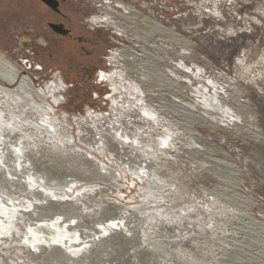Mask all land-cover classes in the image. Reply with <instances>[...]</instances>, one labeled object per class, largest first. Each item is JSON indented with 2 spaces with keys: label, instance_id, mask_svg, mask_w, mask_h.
<instances>
[{
  "label": "rangeland",
  "instance_id": "1",
  "mask_svg": "<svg viewBox=\"0 0 264 264\" xmlns=\"http://www.w3.org/2000/svg\"><path fill=\"white\" fill-rule=\"evenodd\" d=\"M83 1L90 9L85 19L93 20L101 8L110 6L121 11L113 19L122 29L138 33L139 47L144 48L134 65L141 67L142 91L129 99L140 97L155 114V121L143 122V112L129 108L126 98H119L118 107L113 108L75 104L76 94L68 87L70 77L64 74L66 59L60 58L63 53L36 46L26 50L13 38L20 26L33 24L28 19L39 9L35 0H0V51L39 87L58 76L64 81L65 90L60 92L64 100L54 105L55 113L68 116L66 124L77 147L118 169L79 139L74 119L87 117L89 112L103 114L97 130L84 129L90 133L88 141L85 136L83 140L93 143L103 133L102 138L113 141L109 147L114 154V141L121 140L126 152L120 153L130 155L134 164L146 170L139 177L127 170L118 188L109 185L95 163L65 142L64 125L55 127L58 134L44 127L42 157L30 159L37 169L50 171L56 178L69 176L72 182L53 187L49 181L52 191L47 192L41 188L47 186L38 185L41 180L24 186L16 178L10 190L1 189L15 203L0 209L8 216L0 239L10 240L0 249V264H264V0H78L79 5ZM118 2L133 7L137 15L126 16ZM145 18L173 28L182 39L160 37ZM44 27L40 32L45 37ZM118 37L124 45L112 49L135 45L121 33ZM50 53L55 56L51 58ZM114 65L110 70H121L125 78L126 69ZM130 71L135 75L134 69ZM122 106L126 111L117 125L114 116L123 111ZM120 132L129 140L121 139ZM130 146L135 153H130ZM100 187L107 190L101 192ZM110 199L136 211L119 212L114 203H107ZM61 211L64 221L73 217L70 223L78 226V231L64 229L68 240L47 241L46 237V242L34 245L27 240L30 226H50L46 220L52 217L45 213L52 216ZM3 215L0 212V220ZM12 232L19 237L15 241Z\"/></svg>",
  "mask_w": 264,
  "mask_h": 264
},
{
  "label": "bare ground",
  "instance_id": "2",
  "mask_svg": "<svg viewBox=\"0 0 264 264\" xmlns=\"http://www.w3.org/2000/svg\"><path fill=\"white\" fill-rule=\"evenodd\" d=\"M95 2H100L99 0H94ZM103 1H108V0H103ZM119 6V5H118ZM123 6V5H122ZM120 7V6H119ZM124 8V7H123ZM121 11L119 10H115L111 7H107V8H102L101 10V14L100 15H95L93 17V21L96 23H101L105 26H109L112 28L116 29V32L121 33L122 35H124L128 40L135 42L134 46H126L125 48H123L122 50H116L115 52H112V55L109 57L110 61L115 64L118 65L122 68L126 69L127 72V76L124 78L123 74L121 72V70H119L120 72V79L117 82V86L115 87V90L117 92H121L120 98L122 97L123 99L126 98L128 101L127 105L129 108L131 107H136L138 110L143 112V115H141V119H143V122H148L151 120L155 121V114H153L152 110L150 108H146L145 105H143V102L141 101V98H133L132 100L129 99V97H133L134 94L140 95L142 91V87L139 84V78L141 76L140 74V69L141 67H139L138 65L135 67V63L138 62L137 59L142 58L139 57L141 56L139 53V50L142 48L139 47V35L137 32H131L132 30H125V28L122 29V27L117 24L114 19H113V14L114 13H118L119 15ZM124 12L126 16H133V15H137V13L134 11L133 7H131L130 9L128 8H124ZM146 20V24L149 25V27L151 28V30L156 31L160 37L162 38H171V39H177L180 40L182 39L181 34H179L177 31H175L173 28H169L167 26H165L163 23H151L149 20L150 18H145ZM92 22V20L90 21ZM92 24L97 28V27H101V26H97L95 25L93 22ZM103 29V28H102ZM144 48V47H143ZM142 48V49H143ZM144 56V55H143ZM150 58V57H149ZM148 59V58H147ZM109 61V62H110ZM110 62V63H111ZM150 62V61H149ZM158 62V61H157ZM111 63V64H112ZM112 64V65H113ZM139 64V63H138ZM183 64V63H182ZM144 65V64H143ZM155 68V67H153ZM184 68V67H183ZM135 71V75H133L131 73L130 70ZM139 69V70H138ZM188 69V68H187ZM129 72H128V71ZM161 70V69H160ZM144 71V70H142ZM152 71V70H151ZM157 74V71L154 70ZM145 72V71H144ZM152 73V72H151ZM161 73V72H159ZM154 74V73H152ZM162 74V73H161ZM146 75V74H145ZM165 75V74H164ZM162 78V77H161ZM164 78V77H163ZM167 78V77H166ZM165 79V78H164ZM168 79V78H167ZM172 80V79H171ZM168 81V80H167ZM173 84V83H172ZM39 83H37V81H34L33 78H31L28 75H23L22 74V70L16 66L14 63H12L8 57L0 51V140H2L3 142L0 143V161H3L2 164H0V200L1 199H7L10 204H14L15 201L13 200V198L7 196L1 189H4L5 191L8 189L10 190L8 187L9 185H15L16 183V178H19V182L24 183V186L30 185L32 184V186L36 185L33 182L39 181L38 185L41 183L42 185L44 184V186L47 187H41L44 191L47 190V192L52 191V189L48 188L51 184L48 183L49 181L52 183L53 187H60V183L62 182L63 184H67L68 182H70V179H68L67 177L69 176H64V177H60V178H56L54 176H50L49 173H52L49 171H46L42 168L37 169L35 167V162H33V160L30 159V156L32 157H42V138H41V134L40 132H42L41 130L45 127L46 131H56L58 130V128L55 127H61V126H65V130L63 131L64 133V137L63 139H65V142L69 143V145L71 147H73L78 153H81L86 159H88L89 161H91V163H95L94 166L96 165L97 168L99 169L100 172L105 174V177L108 178L106 179V181L109 182V185H114L115 187H119V183L118 181L120 179H122V173H126L130 172V174L132 175H136V176H140L142 175V172H144L143 170V166L139 167V165H136L133 163V161L129 158V156L125 157L123 156L120 152H124V148L123 145L121 143V140L115 142L114 144H116L117 146V154L111 150L110 146V142L113 143V141L107 137L102 138V134L103 133H98L100 138H96L94 140L93 143H89L87 142L88 139L86 138L87 133L89 132L88 129L93 128V130H97L98 129V125L100 124V122L103 120L102 118L96 116V115H90L91 121L88 120V117H77L75 118V123L78 126V128L80 129L79 131V135H80V140L82 142H84L89 149H91V152H98L101 154V156L103 158H106V161H108L109 163L114 164L115 166L118 167V169H114L112 168L110 165H108L107 163H105V161L100 160L97 156H95L94 154L82 150L79 147H77L76 145V141H75V137L72 136L70 130L71 127L70 125L66 124L68 116L66 114H64L63 116H58L55 112L56 109L54 107V105H59L60 103H62V101L64 100V97L62 94H60L61 91L65 90V86H63V84L59 81V79H54L51 81H48L45 86L43 87H39L38 86ZM215 87V86H214ZM201 96V95H200ZM143 100V99H142ZM117 104V103H116ZM141 104L143 106H141ZM214 106V105H213ZM118 107V105H117ZM123 107V106H122ZM217 110V109H216ZM125 108L123 107V111L120 112V114L122 115H115L114 118L116 119V121L114 123H120L121 122V117L124 116V112H125ZM219 111V110H218ZM32 117L33 120H27V117L29 116ZM56 115V116H54ZM126 115V114H125ZM206 117V116H205ZM227 117V116H226ZM146 118V119H145ZM157 119V118H156ZM145 120V121H144ZM172 121V120H171ZM104 122V121H103ZM158 122V121H157ZM105 123V122H104ZM110 124V125H114ZM149 123V122H148ZM108 124V123H107ZM105 124V126L107 125ZM146 124V123H145ZM152 124V123H151ZM156 124V123H154ZM102 125V124H101ZM118 125V124H117ZM193 125V124H192ZM24 126H27L28 128L26 129V127L24 128ZM121 126V124L119 125V127ZM31 127V128H30ZM86 127H88V132L86 133V131L84 130ZM118 127V128H119ZM33 128V129H32ZM100 128V127H99ZM103 128V127H102ZM106 128V127H105ZM116 128V127H115ZM114 128V129H115ZM141 128V127H140ZM35 129V130H34ZM62 129V128H61ZM110 129V128H109ZM44 130V131H45ZM104 130V129H103ZM85 131V132H84ZM102 130H100L101 132ZM107 131V130H106ZM114 131V130H113ZM116 131V130H115ZM114 131V132H115ZM118 131V130H117ZM57 132V131H56ZM99 132V130H98ZM112 132V131H111ZM169 132V131H168ZM195 132V131H194ZM45 133V132H44ZM47 133V132H46ZM60 134H62L61 132H59ZM90 133V132H89ZM88 133V134H89ZM92 133V132H91ZM124 133V131H123ZM123 133H117L119 137L124 138L123 140L127 141L129 140V137H122ZM167 133V132H166ZM171 133V132H170ZM53 134V133H52ZM56 134V133H55ZM58 134V132H57ZM93 134V133H92ZM91 134V136H92ZM107 134V133H106ZM116 134V133H115ZM94 135V134H93ZM129 135V134H127ZM43 136V135H42ZM63 135H60V140L62 142V137ZM85 136L83 140V137ZM104 136V135H103ZM106 136V135H105ZM166 136V135H165ZM90 137V136H88ZM97 137V136H96ZM109 137V136H108ZM168 137V136H166ZM170 137V135H169ZM168 137V138H169ZM54 138V137H53ZM92 138V137H91ZM102 138V139H101ZM166 138V139H168ZM94 139V137H93ZM51 140V138H50ZM115 140V139H114ZM170 140V139H168ZM52 141V140H51ZM57 141V140H56ZM79 141V140H78ZM90 141V140H89ZM133 141V140H132ZM136 143H138L137 140H135ZM163 141V139H162ZM44 142V141H43ZM80 142V141H79ZM91 142V141H90ZM123 142V141H122ZM164 142V141H163ZM125 143V142H124ZM169 143V142H168ZM65 143H62V145ZM82 144V143H81ZM61 145V146H62ZM58 146V144H57ZM64 146V145H63ZM66 146V145H65ZM69 146V147H70ZM125 146V145H124ZM166 146V145H165ZM19 147L20 148V152L17 153L15 151V149ZM45 147V146H44ZM56 147V146H55ZM138 147V146H137ZM46 148V147H45ZM49 148V147H47ZM130 149V153H135L136 149L135 147H128ZM127 148V149H128ZM44 149V148H43ZM53 149V148H51ZM140 149V148H139ZM54 151V150H53ZM73 151V152H74ZM106 151H108L109 156L107 157V153ZM128 151V150H127ZM164 151V150H163ZM210 151V150H209ZM52 152V151H49ZM45 153V152H44ZM44 155V154H43ZM34 157V158H35ZM117 158V162H114L111 158ZM45 158V156H44ZM42 160V158H40ZM142 159V157H141ZM115 160V159H114ZM37 161V160H36ZM46 161V160H45ZM136 161V160H135ZM90 163V164H91ZM141 163V162H140ZM122 164V165H121ZM143 164V163H141ZM232 164V163H230ZM48 165V164H47ZM37 166V165H36ZM231 166V165H230ZM42 167V166H41ZM44 167V165H43ZM39 168V167H38ZM91 167H89L88 169H90ZM86 169V168H85ZM44 170V171H43ZM88 171V170H87ZM90 171V170H89ZM69 172V171H68ZM67 172V173H68ZM93 173V171H91ZM87 173V172H86ZM85 173V174H86ZM89 173V172H88ZM218 173V172H217ZM49 176H48V175ZM91 174V173H90ZM89 174V175H90ZM148 174V173H147ZM6 175H8L9 177H7ZM144 175V174H143ZM142 175V176H143ZM146 175V174H145ZM74 176V175H73ZM109 176V177H108ZM135 176V177H136ZM72 177V176H71ZM100 177H102L100 175ZM14 178V180H13ZM72 178H76V177H72ZM104 178V177H103ZM142 178V177H141ZM144 178V177H143ZM136 179V178H135ZM145 179V178H144ZM143 179V180H144ZM150 179V178H149ZM148 179V180H149ZM74 180V179H73ZM77 180V179H76ZM53 181V182H52ZM56 181V182H55ZM58 181V182H57ZM72 182V180H71ZM70 182V183H71ZM18 183V182H17ZM37 183V182H36ZM75 183V182H74ZM77 183V182H76ZM107 184V183H106ZM22 185V184H21ZM62 185V184H61ZM70 185V184H69ZM108 185V184H107ZM151 185V184H150ZM19 186V185H18ZM64 186V185H63ZM67 186V185H66ZM16 187V186H15ZM12 187L13 189L17 190V192L20 190L19 188H15ZM20 187V186H19ZM72 187V186H71ZM123 187V186H122ZM11 188V187H10ZM23 189L26 188L28 190L27 187H22ZM35 188V187H34ZM38 188V187H37ZM98 189V186L96 187ZM95 188V189H96ZM19 189V190H18ZM30 189V188H29ZM41 189V190H42ZM12 190V189H11ZM14 190V191H15ZM50 190V191H49ZM99 190L101 192H103L104 190H107L106 187H100ZM28 192V191H27ZM106 192V191H105ZM10 193V192H9ZM19 193V192H18ZM41 193V192H40ZM45 193V192H44ZM14 194V193H13ZM52 194V193H51ZM55 194V193H54ZM33 195V194H32ZM44 195V194H43ZM46 195V193H45ZM50 195V194H49ZM48 195V196H49ZM60 195V194H59ZM51 196V195H50ZM5 197V198H3ZM61 197V196H60ZM33 197H31L32 199ZM35 198V197H34ZM55 198V197H54ZM58 198V197H57ZM17 199V198H16ZM26 199V198H24ZM36 199V198H35ZM51 199V197H50ZM106 199V198H105ZM108 199V198H107ZM27 200V199H26ZM25 200V201H26ZM44 200V199H43ZM54 200V199H52ZM103 200V199H102ZM30 201V200H29ZM28 201V202H29ZM35 201V200H34ZM22 202H24L22 200ZM68 202V201H67ZM66 202V203H67ZM114 203L115 207L118 208L119 212L120 211H126V212H133L136 211L135 207H133L132 209L130 208V206H127L125 204H122L121 202H119L118 200H108L107 203ZM33 203V202H31ZM35 203V202H34ZM98 203V202H97ZM101 203V202H99ZM98 203V204H99ZM25 204V203H24ZM37 204V203H36ZM65 204V203H64ZM70 204V203H69ZM72 204V202H71ZM4 206V205H3ZM0 207V209L3 208ZM11 206V205H10ZM29 206V204H28ZM98 206V205H97ZM101 206V205H100ZM104 206V205H103ZM33 208V207H32ZM79 208V207H78ZM100 208V207H99ZM102 208V207H101ZM16 209V208H15ZM18 209V208H17ZM34 209V208H33ZM80 209V208H79ZM27 210V209H26ZM53 210V209H52ZM78 210V209H77ZM76 210V211H77ZM103 210V209H102ZM138 210V209H137ZM99 211V210H98ZM0 212H2L3 218L0 220L2 221V223H0V234L3 233V225L4 222L7 220V217L2 210H0ZM40 212V211H39ZM95 212V211H94ZM112 212V211H111ZM139 212V211H137ZM37 213V212H36ZM45 213V212H44ZM56 213V212H55ZM66 213V212H65ZM134 213V212H133ZM13 214V213H12ZM29 214V213H28ZM78 214V213H77ZM101 214V213H100ZM104 214V213H103ZM108 214V213H107ZM116 214V211H115ZM118 214V212H117ZM130 214V213H129ZM27 215V214H26ZM39 215V214H38ZM41 215V214H40ZM112 215V214H111ZM42 216V217H41ZM40 218L38 217V219H40V221H42L43 219H45V217H52L51 219H48V221L46 220V222L51 223L50 226L48 227H43L44 223L38 224L36 226H30L31 229V233H29V236L27 237V240L29 242L33 243H38L39 242H46V237H49L47 241L49 240H53V239H57V240H68L69 237H66V231L67 228L69 230L72 231H78L76 228L78 226H74L75 224L70 223L71 219L73 217H71L70 219H66L64 221V218H66V215L64 214V212H58L54 215H48L45 213V217H43V215H41ZM67 216H70L67 215ZM76 216V215H75ZM110 216V215H109ZM114 216V214H113ZM124 216L126 217V215L124 214ZM135 216V215H134ZM138 216V215H137ZM33 217V216H32ZM99 217V216H98ZM103 217V216H102ZM43 218V219H41ZM79 218V216H78ZM82 218V217H81ZM117 218V217H116ZM132 218V217H131ZM13 219V218H12ZM36 219V217H35ZM126 219V218H125ZM139 219V218H138ZM5 220V221H4ZM77 220V219H76ZM121 220V219H120ZM44 221V220H43ZM42 221V222H43ZM61 221V222H60ZM27 222V221H26ZM79 222V221H78ZM38 223V222H37ZM46 224V223H45ZM92 224V223H91ZM96 224V223H95ZM89 225V224H88ZM112 225H116L115 223H112ZM126 225V224H125ZM80 226V225H79ZM117 226V225H116ZM134 226V225H133ZM76 227V228H75ZM125 227V226H124ZM87 228V227H86ZM65 229V230H64ZM84 229V228H83ZM135 229V228H134ZM133 229V231H134ZM105 230V229H104ZM129 230V229H127ZM132 230V229H131ZM16 231V230H15ZM103 231V230H102ZM71 232V231H70ZM84 232V231H83ZM82 233V232H81ZM99 233V231H98ZM103 233V232H102ZM66 235V236H65ZM72 235V234H71ZM9 236V235H8ZM91 236V235H90ZM13 238L12 241H15V237H18L15 235L14 237V233L12 232V236ZM10 237V238H11ZM26 237V236H25ZM24 237V238H25ZM79 237V236H78ZM87 237V236H86ZM19 238V237H18ZM23 238V236H22ZM21 238V239H22ZM7 239V237H6ZM5 239V240H6ZM71 239V238H70ZM90 239V238H89ZM97 239V238H96ZM3 240V238H2ZM0 239V249L3 250V245L6 243H9L10 240H6L5 242L2 241ZM93 240V239H92ZM18 241V240H17ZM58 241V242H59ZM23 242V241H22ZM16 243V242H15ZM95 243V242H94ZM117 243V242H116ZM37 244V245H38ZM34 245V244H33ZM84 245V244H83ZM106 245V244H105ZM28 246V245H27ZM74 246V245H73ZM6 247V245L4 246ZM34 247V246H33ZM35 248V247H34ZM77 248V247H76ZM105 249V248H104ZM85 250V249H84ZM5 251V250H4ZM121 251V250H120ZM98 252V251H97ZM127 252V251H126ZM14 253V252H13ZM79 253V252H78ZM91 253V252H90ZM114 253V252H113ZM71 254H74L71 253ZM87 254V253H86ZM85 255V254H84ZM103 255V254H102ZM75 257V255H74ZM72 258V257H71ZM76 258V257H75ZM75 258L73 260H75ZM11 259V258H10ZM25 259V258H24ZM78 259H76L77 261ZM80 260V258H79ZM5 261V260H4ZM115 261V260H114ZM65 262V261H64ZM78 263V262H77Z\"/></svg>",
  "mask_w": 264,
  "mask_h": 264
},
{
  "label": "flooded vegetation",
  "instance_id": "3",
  "mask_svg": "<svg viewBox=\"0 0 264 264\" xmlns=\"http://www.w3.org/2000/svg\"><path fill=\"white\" fill-rule=\"evenodd\" d=\"M57 1L58 5L55 10L41 0H35L39 9H35L28 19L33 24L20 26V31L13 38L18 45H23L26 50L36 46L47 50L59 49L63 53L60 58L66 59L67 71L64 70V74L70 77L71 81L68 87L73 94H76L75 104L77 106L86 104L89 107L97 108L110 107V105L112 108L117 107L120 96L115 97V95H121V92H117L115 87L120 79V72L118 69L110 70L106 56L109 48L117 44L115 38L120 39L119 32L115 31L114 33L107 30L109 26L96 23L93 20L95 25L101 26L103 29L90 24V21L84 18V14H88L87 12L90 10L85 1L82 5H79L78 0H75L77 2L72 0ZM117 5L124 7L119 2ZM107 7L110 6L104 8ZM40 25H45L44 28L47 29L48 36L44 37L41 34ZM54 56L53 53H50L51 58ZM55 79H59L65 86L59 76ZM90 115L101 117L103 114L89 112V120H91ZM101 118L103 119V116Z\"/></svg>",
  "mask_w": 264,
  "mask_h": 264
},
{
  "label": "built area",
  "instance_id": "4",
  "mask_svg": "<svg viewBox=\"0 0 264 264\" xmlns=\"http://www.w3.org/2000/svg\"><path fill=\"white\" fill-rule=\"evenodd\" d=\"M89 21H91V20H89ZM92 23V22H91ZM98 28H103V27H98ZM107 30H110V31H112V32H114V30H112V29H107ZM115 33V32H114ZM119 41H117V44H116V46H122V45H124L123 44V42L122 41H124V39L122 38V37H120V39H118ZM113 48V47H112ZM110 49V50H108V54H107V56H106V59H107V61H108V63H109V67H113V65L109 62V57H110V55L112 54V52L114 51V50H116L117 48H115V49Z\"/></svg>",
  "mask_w": 264,
  "mask_h": 264
},
{
  "label": "water",
  "instance_id": "5",
  "mask_svg": "<svg viewBox=\"0 0 264 264\" xmlns=\"http://www.w3.org/2000/svg\"><path fill=\"white\" fill-rule=\"evenodd\" d=\"M41 1L44 2L47 6L53 8L55 10L57 9V5H58L57 0H41ZM99 29H102V28H99Z\"/></svg>",
  "mask_w": 264,
  "mask_h": 264
},
{
  "label": "snow or ice",
  "instance_id": "6",
  "mask_svg": "<svg viewBox=\"0 0 264 264\" xmlns=\"http://www.w3.org/2000/svg\"><path fill=\"white\" fill-rule=\"evenodd\" d=\"M3 141L2 140H0V143H2ZM15 151L17 152V153H19L20 152V148L19 147H17L16 149H15ZM3 163V161H0V164H2ZM9 203V201L7 200V199H3V200H0V207H2L3 205H5V204H8ZM0 223H2V221H0ZM113 227H116V225H113ZM29 231H31V229H29Z\"/></svg>",
  "mask_w": 264,
  "mask_h": 264
}]
</instances>
